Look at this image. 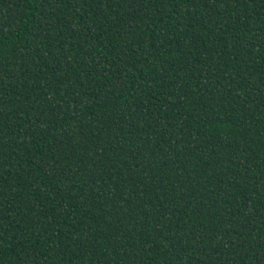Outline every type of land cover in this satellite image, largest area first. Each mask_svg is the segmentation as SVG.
Listing matches in <instances>:
<instances>
[{
    "label": "trees",
    "instance_id": "trees-1",
    "mask_svg": "<svg viewBox=\"0 0 264 264\" xmlns=\"http://www.w3.org/2000/svg\"><path fill=\"white\" fill-rule=\"evenodd\" d=\"M0 264H264V0H0Z\"/></svg>",
    "mask_w": 264,
    "mask_h": 264
}]
</instances>
